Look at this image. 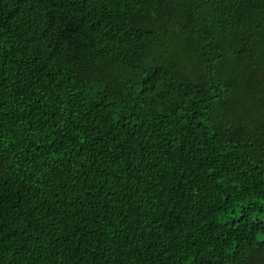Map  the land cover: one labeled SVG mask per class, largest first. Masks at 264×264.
Instances as JSON below:
<instances>
[{
	"label": "trees",
	"instance_id": "16d2710c",
	"mask_svg": "<svg viewBox=\"0 0 264 264\" xmlns=\"http://www.w3.org/2000/svg\"><path fill=\"white\" fill-rule=\"evenodd\" d=\"M0 264H264V0H0Z\"/></svg>",
	"mask_w": 264,
	"mask_h": 264
}]
</instances>
